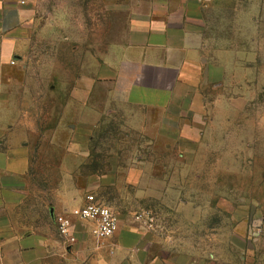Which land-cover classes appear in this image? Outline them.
<instances>
[{"label":"rangeland","instance_id":"obj_1","mask_svg":"<svg viewBox=\"0 0 264 264\" xmlns=\"http://www.w3.org/2000/svg\"><path fill=\"white\" fill-rule=\"evenodd\" d=\"M210 1L204 45L211 61L225 65L222 79L165 110L119 105L98 84L90 101L102 114L88 141L83 126L73 138L74 104L73 115L64 114L71 88L80 75L90 84L150 0H30L28 69L14 73L20 97L34 104L29 141L36 147L31 192L14 213L21 229L56 235L55 195H84L87 173L109 171L115 183L93 192L137 225L145 226L137 215L152 217L146 227L181 260L264 264V0ZM69 147L89 155L65 183L59 165Z\"/></svg>","mask_w":264,"mask_h":264},{"label":"crops","instance_id":"obj_2","mask_svg":"<svg viewBox=\"0 0 264 264\" xmlns=\"http://www.w3.org/2000/svg\"><path fill=\"white\" fill-rule=\"evenodd\" d=\"M210 2L150 0L148 12L131 19L126 43L115 50V56H105L90 84L85 85L82 75L77 77L64 104L65 117L73 115L69 108L75 106L70 120L74 121L70 125L73 138L81 134L82 126L90 129L88 141L93 137L102 114L90 101L98 84L106 85L109 98L119 105L165 110L222 79L225 65L211 61L204 45L203 10ZM29 9L30 0H0V264H191V255L181 260L179 253L169 251L165 241H159L154 232L135 224L128 215L117 213V232L101 241L90 233V224H80L74 244L65 243L58 232L25 230L16 223L14 213L31 192L29 179L36 151L29 141L34 129L29 125L34 121L29 107L34 104L20 97L23 83L14 76L20 67L28 69L22 63L35 37V19ZM53 89L50 83L49 91ZM48 102L44 103V114L50 120ZM64 154L59 169L68 183L89 152L69 147ZM83 180L81 189L97 191L115 183L116 174L92 171ZM83 196L59 191L56 203L49 207L53 222L55 213L80 204Z\"/></svg>","mask_w":264,"mask_h":264},{"label":"built area","instance_id":"obj_3","mask_svg":"<svg viewBox=\"0 0 264 264\" xmlns=\"http://www.w3.org/2000/svg\"><path fill=\"white\" fill-rule=\"evenodd\" d=\"M141 213L136 216L145 226H152V217ZM57 232L67 244L78 242L79 225L90 224V233L101 241L112 237L119 228L118 214L96 193L88 191L80 204L65 208L53 216Z\"/></svg>","mask_w":264,"mask_h":264},{"label":"trees","instance_id":"obj_4","mask_svg":"<svg viewBox=\"0 0 264 264\" xmlns=\"http://www.w3.org/2000/svg\"><path fill=\"white\" fill-rule=\"evenodd\" d=\"M95 171V170H94ZM100 171V170H99Z\"/></svg>","mask_w":264,"mask_h":264}]
</instances>
